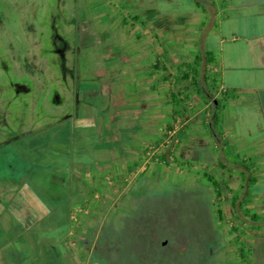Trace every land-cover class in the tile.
I'll return each mask as SVG.
<instances>
[{
	"label": "rangeland",
	"instance_id": "rangeland-1",
	"mask_svg": "<svg viewBox=\"0 0 264 264\" xmlns=\"http://www.w3.org/2000/svg\"><path fill=\"white\" fill-rule=\"evenodd\" d=\"M187 4L189 1L181 0L179 7ZM137 8L144 9L142 16L147 17L144 25L155 26L154 21L156 25L161 21L157 18L159 10L169 6L150 0L141 4H130L126 0L99 3L87 0H0V142L11 140L6 147L10 156L17 155L18 150L24 151L23 147L26 151L27 147L35 150L43 146L47 133H40L39 129L45 124H55L66 113L65 108L73 107L76 84L84 91L86 80L97 81L99 77L102 80V76L110 74L112 51L109 48L114 46L115 34L121 27L136 21L132 12ZM203 69H198L201 76ZM153 84L157 85L151 82ZM79 94L82 96V92ZM138 127L134 126L133 130L139 132ZM173 135L171 132L168 136ZM163 139L164 148L172 150L173 144H177L175 140L172 144L168 137L161 136L156 146L143 154L142 162H135L129 169L130 190L125 197L132 210L127 230L117 232L112 262L264 264V231L257 232L248 217L236 219L233 210L227 207L231 196L221 190L218 197L207 178L199 173L201 167H205L206 152L212 149L208 137L204 135L202 138L204 145L199 139L192 146L190 160L183 164L177 162L173 154L172 160L169 157L165 163L158 159L161 154L151 157L153 151L163 148L160 144ZM161 161L159 168H171L170 173L164 174L158 169L145 176L148 165L156 167ZM13 163L14 169H20L19 163ZM182 166L193 168L192 177L188 172L178 174ZM140 168L145 169L137 173ZM208 176L221 183L218 174ZM103 184L107 190L110 182ZM121 191L119 186L117 196ZM106 209L102 207L103 214ZM218 211L222 212L221 217ZM159 223L165 234H172L168 248L162 247L165 243L162 238L157 237L151 242L147 237L152 225L158 226ZM50 225L53 223L49 221L30 230L28 237L34 242L33 247L40 244L42 238L56 239L62 226L57 230ZM144 239L150 245L147 246ZM174 241L181 246L174 247ZM58 246L64 254L59 243ZM44 248L48 258L41 264H69V260L57 255L48 245ZM241 251L247 254L249 263L242 258ZM81 264H86V260Z\"/></svg>",
	"mask_w": 264,
	"mask_h": 264
},
{
	"label": "crops",
	"instance_id": "crops-1",
	"mask_svg": "<svg viewBox=\"0 0 264 264\" xmlns=\"http://www.w3.org/2000/svg\"><path fill=\"white\" fill-rule=\"evenodd\" d=\"M145 1L126 0L130 4ZM150 1L169 6L159 10L157 18L161 21L145 26L144 9L137 8L132 12L136 21L122 26L115 34L114 46L109 48L111 104L118 119L117 132L128 133L129 167L142 162L143 154L155 147L161 136L168 137L172 144L176 140L177 144H173L172 150L158 148L151 157L161 154L157 158L165 163L169 157L172 160L173 154L183 164L190 160L192 146L199 139L203 144L206 135L212 149L209 153L204 150L205 167L199 173L220 176L223 190L231 196L227 204L230 210L236 197L247 194L245 210L263 223L264 0H187L189 4L180 7L181 0ZM200 67L204 68L202 76ZM195 73L198 80L211 79L209 99L198 94L193 86ZM173 95L177 96L176 102ZM214 100L218 101L215 106L219 142L207 127ZM136 125L139 132L133 130ZM171 132L174 135L170 138ZM162 161L156 167L148 165L145 176L158 169L170 173L171 168H159ZM192 170L183 167L178 174L188 172L192 177ZM249 178L254 180L250 187ZM256 231H264V227Z\"/></svg>",
	"mask_w": 264,
	"mask_h": 264
},
{
	"label": "flooded vegetation",
	"instance_id": "flooded-vegetation-1",
	"mask_svg": "<svg viewBox=\"0 0 264 264\" xmlns=\"http://www.w3.org/2000/svg\"><path fill=\"white\" fill-rule=\"evenodd\" d=\"M108 76L86 80L84 91L76 84L73 107L39 129L47 133L40 148L25 153L23 147L13 157L6 149L11 140L0 142V264H41L48 258L45 245L69 264H95L103 223L128 203L132 168L128 133L117 132ZM49 221L51 228L62 226L56 239L42 238L33 247L28 233Z\"/></svg>",
	"mask_w": 264,
	"mask_h": 264
},
{
	"label": "trees",
	"instance_id": "trees-1",
	"mask_svg": "<svg viewBox=\"0 0 264 264\" xmlns=\"http://www.w3.org/2000/svg\"><path fill=\"white\" fill-rule=\"evenodd\" d=\"M141 4V3H140ZM188 76H185L184 80H187ZM209 80V82H208ZM211 79L204 77L202 81L197 79L196 73L192 76V84L196 88V91L198 94L203 95V97L209 99V96L207 94L208 90L213 89L212 83H210ZM176 95L172 96V100L176 102ZM215 103H218L217 100H214L212 109L214 110L213 113L211 114V118L209 123L207 124V127L209 128L211 136L215 139L216 142H219V137L217 133V105L215 106ZM205 177L207 178V181L212 185L213 188L217 189V196L220 197L221 195V190H223V186L221 183L215 181L211 176H208L207 174H204ZM254 183V180L252 178H249L248 180V185L249 187ZM246 191V189H244ZM248 200L247 194H242L238 197H236L233 200L232 208H233V215L235 216L236 219H241V217H248L250 221L258 223L259 218L255 215H249L248 212L245 210L244 206ZM127 204H124L122 208L117 211V213H111L105 222L103 223L100 231V239L98 245L100 246V250L98 253L93 254L91 257V263L95 262V264H114L112 262V251L113 248L115 247L114 242L117 240V235H118V230H127V221H128V216L131 213L132 207L129 204L130 202L127 201ZM219 217H221L222 212L218 211ZM255 228H260L264 227V222L263 223H258L257 225L254 226ZM151 230V231H150ZM147 233L148 239L152 242L155 240L157 237L162 238L165 243L162 245V247L168 248L169 244L168 241H171L172 234L164 233V228H162V225L159 223V225H152ZM144 242L145 239H144ZM173 243L174 247L181 246V243H178L174 241ZM147 246L150 245L149 241L146 242ZM161 247V246H160ZM241 256L242 258L246 261L247 254L244 251H241ZM249 263V262H247Z\"/></svg>",
	"mask_w": 264,
	"mask_h": 264
},
{
	"label": "built area",
	"instance_id": "built-area-1",
	"mask_svg": "<svg viewBox=\"0 0 264 264\" xmlns=\"http://www.w3.org/2000/svg\"><path fill=\"white\" fill-rule=\"evenodd\" d=\"M164 143H165V140L164 139L160 141V144L161 145H163Z\"/></svg>",
	"mask_w": 264,
	"mask_h": 264
}]
</instances>
